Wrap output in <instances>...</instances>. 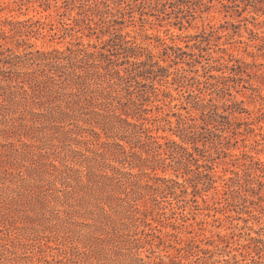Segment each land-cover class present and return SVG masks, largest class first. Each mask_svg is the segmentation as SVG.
Masks as SVG:
<instances>
[{
    "label": "rangeland",
    "instance_id": "374dc122",
    "mask_svg": "<svg viewBox=\"0 0 264 264\" xmlns=\"http://www.w3.org/2000/svg\"><path fill=\"white\" fill-rule=\"evenodd\" d=\"M0 264H264V0H0Z\"/></svg>",
    "mask_w": 264,
    "mask_h": 264
}]
</instances>
